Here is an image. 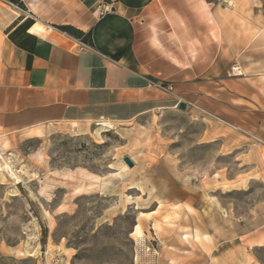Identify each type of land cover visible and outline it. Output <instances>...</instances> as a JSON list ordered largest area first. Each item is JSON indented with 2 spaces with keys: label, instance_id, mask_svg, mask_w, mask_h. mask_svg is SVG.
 Masks as SVG:
<instances>
[{
  "label": "rangeland",
  "instance_id": "374dc122",
  "mask_svg": "<svg viewBox=\"0 0 264 264\" xmlns=\"http://www.w3.org/2000/svg\"><path fill=\"white\" fill-rule=\"evenodd\" d=\"M182 102L1 134L0 264H264V247L240 245L264 236V156Z\"/></svg>",
  "mask_w": 264,
  "mask_h": 264
},
{
  "label": "crops",
  "instance_id": "0c3cea01",
  "mask_svg": "<svg viewBox=\"0 0 264 264\" xmlns=\"http://www.w3.org/2000/svg\"><path fill=\"white\" fill-rule=\"evenodd\" d=\"M20 1L0 0V135L129 122L185 101L228 128L247 155L264 156L262 6ZM248 235L243 248L264 247V236Z\"/></svg>",
  "mask_w": 264,
  "mask_h": 264
},
{
  "label": "trees",
  "instance_id": "16d2710c",
  "mask_svg": "<svg viewBox=\"0 0 264 264\" xmlns=\"http://www.w3.org/2000/svg\"><path fill=\"white\" fill-rule=\"evenodd\" d=\"M9 1H12L15 4H18V5L21 3L20 0H9ZM63 28L64 29H69V30H74L71 27H63ZM74 31H75V33H77L82 38L83 41H85V42H91V35H90V33L84 34L81 31H77V30H74Z\"/></svg>",
  "mask_w": 264,
  "mask_h": 264
},
{
  "label": "water",
  "instance_id": "95a60500",
  "mask_svg": "<svg viewBox=\"0 0 264 264\" xmlns=\"http://www.w3.org/2000/svg\"><path fill=\"white\" fill-rule=\"evenodd\" d=\"M180 108L184 109L186 107V104L184 102L180 103L179 105ZM125 161L130 165L132 166L133 165V162L132 160L129 158V157H126L125 158Z\"/></svg>",
  "mask_w": 264,
  "mask_h": 264
},
{
  "label": "built area",
  "instance_id": "2783aa9c",
  "mask_svg": "<svg viewBox=\"0 0 264 264\" xmlns=\"http://www.w3.org/2000/svg\"><path fill=\"white\" fill-rule=\"evenodd\" d=\"M103 10H104L105 12H109V11L112 10V8H111V6H109V4H105Z\"/></svg>",
  "mask_w": 264,
  "mask_h": 264
}]
</instances>
